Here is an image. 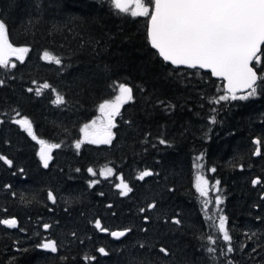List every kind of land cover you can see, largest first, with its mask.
<instances>
[{
    "label": "trees",
    "instance_id": "1",
    "mask_svg": "<svg viewBox=\"0 0 264 264\" xmlns=\"http://www.w3.org/2000/svg\"><path fill=\"white\" fill-rule=\"evenodd\" d=\"M0 18L10 41L30 49L23 64L15 61V69H0V79L6 81L0 87V110L28 115L38 138L62 144L44 168L35 141L15 124L0 125V153L13 160L11 168L0 163V218L17 219L16 228L0 225V264H84L85 254L96 256L92 264H226L228 259L264 264V183H251L264 181V90L248 99L210 103L225 94L224 81L206 69L165 62L147 40L148 18L116 14L109 0H0ZM45 50L62 63L42 60ZM44 83L68 104L54 105L50 89L40 96L26 91ZM118 83L132 87L134 98L115 118L112 145L85 143L77 153L79 128L98 113V102L113 94L110 86ZM160 101L175 107L165 111ZM159 138L169 144H159ZM256 139L261 140L260 156L254 155ZM200 154L216 169L208 174L220 181L224 195L221 208L237 249L227 256L220 255L226 242L206 223L204 200L195 189V158ZM103 166H111L114 174L100 177ZM88 167L97 170L96 177ZM145 169L158 175L137 180ZM120 174L133 188L127 197L114 186ZM94 179L100 183L90 187ZM48 191L56 196L55 204L47 199ZM153 201L156 209L139 212ZM177 213L179 228L166 223ZM144 215L150 222L145 223ZM95 219L111 230L132 232L114 239L95 229ZM44 223L52 227L46 231ZM246 232L256 236L250 241ZM49 237L56 240L57 253L37 247ZM242 244L247 245L243 252ZM161 246L169 256L159 252ZM100 247L109 255H101ZM207 247H215L216 253L210 256Z\"/></svg>",
    "mask_w": 264,
    "mask_h": 264
},
{
    "label": "snow or ice",
    "instance_id": "2",
    "mask_svg": "<svg viewBox=\"0 0 264 264\" xmlns=\"http://www.w3.org/2000/svg\"><path fill=\"white\" fill-rule=\"evenodd\" d=\"M109 4L116 14H127L132 18H148L147 40L165 62H170L173 66H186L189 69L210 70L213 77L226 82L225 94L210 100V103L218 104L220 101L229 99H248L256 96L260 90H264V49H262V45H264V0H109ZM29 51L27 46H14L9 39L7 24L0 18V69L7 71L15 69L17 64L13 62L12 58L14 57L15 61L23 64ZM41 59L56 65L62 63L60 58L50 54L47 50L43 52ZM5 83V80L0 79V87L4 86ZM33 83L36 82L33 81ZM110 87L113 89V94L98 102L96 118L84 123L79 128L81 137L74 141V148L77 153L85 143L97 146L112 145L116 135L113 131L116 127L115 118L121 114L122 107L132 101L134 97L132 87L126 83H118ZM45 89H50L51 92L55 93L52 100L54 105L59 107L68 104L66 97L49 83H44L42 87L35 89L29 87L26 91L40 96ZM237 92L244 94L237 96ZM159 103L165 108V111H170L175 107V105H166L163 101ZM0 115L5 116L4 119H0V125L4 123L17 125L31 140L39 145V160L44 168H48L49 162L53 158V151L60 149L62 144L38 138L36 131H34L33 121L28 115L17 109H11L10 114L0 110ZM9 115L11 118H8ZM212 122L215 123V117L212 118ZM128 123L131 124V121ZM158 143L168 145L169 141L159 138ZM254 144L257 145L254 155L260 156L259 145L261 140L256 139ZM202 158L201 155L196 159L199 161ZM0 163L9 168L13 167V160L3 153H0ZM196 166L202 167L200 164ZM76 171L79 172L80 169L77 168ZM210 171L215 172L216 169L212 168ZM87 172L93 177L97 176V170H94L93 167H88ZM113 174L114 169L112 167L105 166L99 170V176L105 179ZM153 175H158V173L145 169L139 171L135 178L143 181ZM118 180L119 183L114 186L119 190L120 196L127 197L133 188L129 182L125 181L123 174L118 176ZM98 183L100 180L94 179L89 182V186ZM251 183L256 186L261 185L264 181L256 178ZM219 185L220 181L215 180L214 184L209 187V181L203 175L197 174L196 176L195 189L204 200L202 208L206 214V223L214 227L217 233L222 234L226 247L221 249L220 255L227 256L237 249L232 246V237L226 228L227 218L220 214L222 210L219 206L223 203L222 196L210 197V191L221 192ZM169 191H174V189H169ZM47 199L53 204L56 203V196L52 191H48ZM261 199L264 200V195L261 196ZM210 205L214 206L215 214L212 213ZM108 207L111 208L112 205L109 204ZM156 208L157 203L153 201L148 203L146 207L139 208V212L143 214ZM215 219H218V225L214 223ZM261 219L259 216L256 217L258 221ZM143 220L148 223L150 217L144 215ZM92 223L95 229L105 232L117 240L132 232L131 228L111 230L103 226L100 219H95ZM166 223H172L179 228L182 225L179 213L169 217ZM0 225L16 228L17 220L14 217L0 218ZM42 227L47 231L52 225L44 223ZM71 235L76 237L75 232ZM245 235L251 241L256 233L249 234L246 232ZM207 239L213 245L217 242L211 235ZM37 247L50 253L59 251L57 242L51 239L42 241ZM140 247L143 248L144 245L141 244ZM258 247L259 244L251 248V253H249L251 259L255 258L253 254L257 253ZM246 248L247 245L242 244L240 251L243 252ZM97 251L101 255H109L103 247ZM205 251L211 256L217 250L215 247H207ZM159 252L164 256L170 255L169 249L165 246H161ZM60 259L67 261L68 257L61 256ZM82 260L84 264H92L96 260V256L85 254ZM226 264H234V261L228 259Z\"/></svg>",
    "mask_w": 264,
    "mask_h": 264
},
{
    "label": "rangeland",
    "instance_id": "3",
    "mask_svg": "<svg viewBox=\"0 0 264 264\" xmlns=\"http://www.w3.org/2000/svg\"><path fill=\"white\" fill-rule=\"evenodd\" d=\"M14 46H17V45H14ZM12 60H13V62H15V58L13 57L12 58ZM244 94V93H243ZM98 115V113L92 118V119H95L96 118V116ZM91 119V120H92ZM91 120H89V121H87V122H85V123H88V122H90ZM202 154H200V155H198L197 157H199V156H201ZM196 157V158H197ZM202 160H199V161H197V159L195 158V182H196V176H197V174H200V175H203L204 177H205V179H207L208 181H209V187H211V185L212 184H214V182H215V180H212L211 178H210V176H209V174H208V171L210 170V169H212L211 167H208L207 165H206V162H205V158H204V156L202 155ZM197 164H200V165H202V167H200V168H198L196 165ZM105 166H103V167H101L100 169H103ZM108 167H111V166H108ZM219 187H220V185H219ZM215 195H221L222 196V198H223V200H224V195L222 194V192H220V193H215V192H213V191H210V197H214ZM213 208H214V206H212ZM219 208L222 210V208H221V205L219 206ZM214 210H215V208H214ZM216 211V210H215ZM220 214H222V215H224L225 216V214L221 211L220 212ZM226 228H227V221H226Z\"/></svg>",
    "mask_w": 264,
    "mask_h": 264
},
{
    "label": "water",
    "instance_id": "4",
    "mask_svg": "<svg viewBox=\"0 0 264 264\" xmlns=\"http://www.w3.org/2000/svg\"><path fill=\"white\" fill-rule=\"evenodd\" d=\"M210 71V70H209ZM217 78V77H216ZM226 83V82H225ZM130 87V86H129ZM237 93H239V92H237ZM17 220V219H16ZM115 230H118V229H115ZM47 239H51V240H55L53 237H49V238H46V239H44V241L45 240H47ZM56 241V240H55ZM101 248V247H100ZM104 248V247H103Z\"/></svg>",
    "mask_w": 264,
    "mask_h": 264
}]
</instances>
